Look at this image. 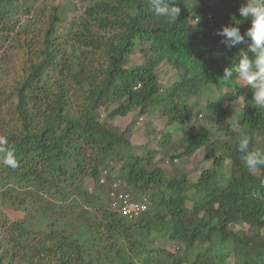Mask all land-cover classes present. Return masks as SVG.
I'll list each match as a JSON object with an SVG mask.
<instances>
[{
	"label": "trees",
	"instance_id": "obj_1",
	"mask_svg": "<svg viewBox=\"0 0 264 264\" xmlns=\"http://www.w3.org/2000/svg\"><path fill=\"white\" fill-rule=\"evenodd\" d=\"M35 1L0 0V148L17 161L15 168L0 162V206L21 215L0 210V264H264V167L247 169L236 146L248 135L250 150H264V109L235 73L223 78L242 54L251 56L247 38L229 47L216 35L241 19L245 0H176L175 23L157 17L149 0H89L66 26L57 6ZM249 26L241 23V33ZM138 42L147 44L145 61L127 67ZM162 63L175 82L160 83ZM189 98L204 105L177 102ZM238 101L224 140L207 126L185 125L194 108L195 117L219 119ZM158 109L167 128L159 152L168 163L199 150L212 160L196 182L187 172H164L155 151L134 147L110 124ZM116 182L145 205L138 217L112 207Z\"/></svg>",
	"mask_w": 264,
	"mask_h": 264
},
{
	"label": "rangeland",
	"instance_id": "obj_2",
	"mask_svg": "<svg viewBox=\"0 0 264 264\" xmlns=\"http://www.w3.org/2000/svg\"><path fill=\"white\" fill-rule=\"evenodd\" d=\"M216 0H207V3H212ZM89 0H36L35 8H46L47 10L51 6H57L62 12L63 16L66 19L63 22L62 26H66L68 22L74 16H79L84 9V7L88 4ZM251 2L256 3L257 0H251ZM26 16L21 17L24 19ZM62 29V28H61ZM60 30V29H59ZM147 47V44L144 43H136V49L129 55L127 58L126 66L130 67L132 65H140L144 63L145 58L141 56V49ZM220 52L216 53V56H219ZM159 81L162 85H168L176 81L175 71L170 68L167 63H162L157 69ZM216 94L209 95L210 99H214ZM205 98L194 99L189 98L187 101L182 99H178V104H182L184 102L187 105H192L195 101L199 102L200 105H204ZM240 102L236 104L234 111L226 117L219 119L208 118L205 114H199L195 117L194 113H196V108L192 111V117L188 119L185 123L187 127H200L207 126L213 132V139L224 140V127L226 124L233 119L238 118L239 116V106ZM194 115V116H193ZM104 118V116H103ZM112 126L116 127L119 131H127L126 136L128 137L130 143L139 148V146H145L147 149L156 152V156L154 158L157 166L161 168L166 173H173L177 171L187 172L188 178L191 182H196L199 176V173L204 170L211 168L212 160L205 158V152L203 150H199L192 157L184 159L182 161H174L173 164L168 163L167 159L164 158L162 153L159 152L161 150L162 139L160 136L161 132H165L167 128H165L163 117L161 116V110H153L150 115H142L140 116L138 112H131L126 117H118L111 121ZM237 123H231L232 129H238ZM182 132L178 133L177 136H174L172 140L180 137ZM142 154V150L135 149L133 152L134 156H140ZM229 162H226L223 167V171L221 172V183L224 184L227 180L229 171H228ZM85 186L91 190L92 183L89 179L85 180ZM5 207L0 206V210L11 219H19L21 215L11 210L6 203L4 202ZM153 245L159 246L160 241L154 240L152 242ZM162 245V243H161ZM167 249L171 251H175L174 247L171 244L166 246ZM233 259L230 258L227 260V264H233Z\"/></svg>",
	"mask_w": 264,
	"mask_h": 264
},
{
	"label": "clouds",
	"instance_id": "obj_3",
	"mask_svg": "<svg viewBox=\"0 0 264 264\" xmlns=\"http://www.w3.org/2000/svg\"><path fill=\"white\" fill-rule=\"evenodd\" d=\"M176 0H149L150 10L157 16L166 19L170 23L177 22L181 15V8L176 6ZM241 18L217 30L216 35L223 37L222 43L227 46H235L248 41V53L242 54L238 63L233 67L223 70V78L231 79L233 74L243 82L242 86H249L252 90L251 102L258 108L264 109V0L253 3L245 2L238 8ZM244 21L249 22V27L243 32L239 25ZM0 143H6L0 141ZM250 137L238 136L236 140L237 151L241 153L243 165L249 170L264 167V150H250ZM5 152L2 162L4 165L15 168L17 161L11 151L0 148Z\"/></svg>",
	"mask_w": 264,
	"mask_h": 264
},
{
	"label": "built area",
	"instance_id": "obj_4",
	"mask_svg": "<svg viewBox=\"0 0 264 264\" xmlns=\"http://www.w3.org/2000/svg\"><path fill=\"white\" fill-rule=\"evenodd\" d=\"M105 170L101 171V176H105ZM103 183V179L101 180ZM124 184L121 182H116L112 186V191L109 194V197L112 201V207L115 208L120 206L118 212L129 219H134L140 215L145 210V205L137 202L130 201V198L127 194L120 191L123 188Z\"/></svg>",
	"mask_w": 264,
	"mask_h": 264
}]
</instances>
